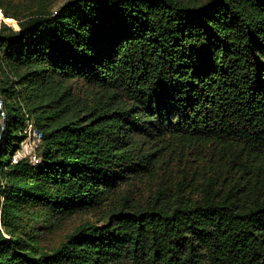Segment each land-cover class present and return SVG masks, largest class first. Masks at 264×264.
I'll return each mask as SVG.
<instances>
[{
    "label": "trees",
    "instance_id": "16d2710c",
    "mask_svg": "<svg viewBox=\"0 0 264 264\" xmlns=\"http://www.w3.org/2000/svg\"><path fill=\"white\" fill-rule=\"evenodd\" d=\"M0 12V264H264V0Z\"/></svg>",
    "mask_w": 264,
    "mask_h": 264
},
{
    "label": "built area",
    "instance_id": "2783aa9c",
    "mask_svg": "<svg viewBox=\"0 0 264 264\" xmlns=\"http://www.w3.org/2000/svg\"><path fill=\"white\" fill-rule=\"evenodd\" d=\"M26 138L22 143L21 148L14 154L13 161L23 157H29L32 163L38 162V157L35 153V147L42 138V133L35 128L32 124H29L25 129Z\"/></svg>",
    "mask_w": 264,
    "mask_h": 264
},
{
    "label": "water",
    "instance_id": "95a60500",
    "mask_svg": "<svg viewBox=\"0 0 264 264\" xmlns=\"http://www.w3.org/2000/svg\"><path fill=\"white\" fill-rule=\"evenodd\" d=\"M3 18H7V17L3 16ZM16 26H17V24H16ZM1 104H2V98L0 97V108H1ZM1 115H2V118H1L0 138H1L2 134H3V130H4V127L6 125V119H5L4 113L1 112Z\"/></svg>",
    "mask_w": 264,
    "mask_h": 264
},
{
    "label": "rangeland",
    "instance_id": "374dc122",
    "mask_svg": "<svg viewBox=\"0 0 264 264\" xmlns=\"http://www.w3.org/2000/svg\"><path fill=\"white\" fill-rule=\"evenodd\" d=\"M0 13H1V12H0ZM1 14H2V13H1ZM1 14H0V21H3V22H5V23H7L8 25H11V26L17 28V26H16V21H15L14 19L11 18L13 22L7 21L5 18H3V16H2ZM74 223H75V221L70 222V223L68 224V227L72 226Z\"/></svg>",
    "mask_w": 264,
    "mask_h": 264
},
{
    "label": "bare ground",
    "instance_id": "6f19581e",
    "mask_svg": "<svg viewBox=\"0 0 264 264\" xmlns=\"http://www.w3.org/2000/svg\"><path fill=\"white\" fill-rule=\"evenodd\" d=\"M6 19V18H5ZM6 20H9V19H6Z\"/></svg>",
    "mask_w": 264,
    "mask_h": 264
}]
</instances>
